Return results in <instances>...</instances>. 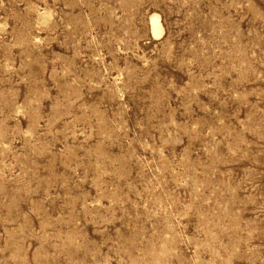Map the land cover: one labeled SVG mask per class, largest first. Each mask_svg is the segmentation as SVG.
I'll list each match as a JSON object with an SVG mask.
<instances>
[{"label":"rangeland","instance_id":"obj_1","mask_svg":"<svg viewBox=\"0 0 264 264\" xmlns=\"http://www.w3.org/2000/svg\"><path fill=\"white\" fill-rule=\"evenodd\" d=\"M0 264H264V0H0Z\"/></svg>","mask_w":264,"mask_h":264},{"label":"bare ground","instance_id":"obj_2","mask_svg":"<svg viewBox=\"0 0 264 264\" xmlns=\"http://www.w3.org/2000/svg\"><path fill=\"white\" fill-rule=\"evenodd\" d=\"M150 24L153 34L158 35L161 32L158 16L153 14L150 16Z\"/></svg>","mask_w":264,"mask_h":264}]
</instances>
